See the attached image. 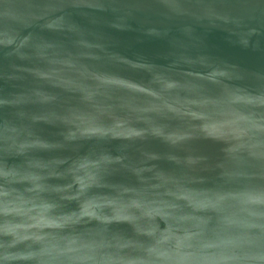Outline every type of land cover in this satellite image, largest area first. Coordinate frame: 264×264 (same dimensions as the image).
Here are the masks:
<instances>
[{"label":"water","instance_id":"1","mask_svg":"<svg viewBox=\"0 0 264 264\" xmlns=\"http://www.w3.org/2000/svg\"><path fill=\"white\" fill-rule=\"evenodd\" d=\"M0 264H264V0H0Z\"/></svg>","mask_w":264,"mask_h":264}]
</instances>
